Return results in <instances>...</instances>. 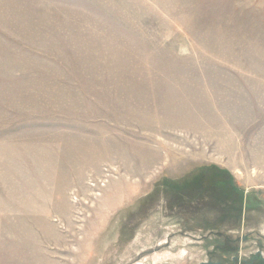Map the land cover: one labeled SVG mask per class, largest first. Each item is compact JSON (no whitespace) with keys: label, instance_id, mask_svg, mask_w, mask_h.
I'll return each instance as SVG.
<instances>
[{"label":"rangeland","instance_id":"374dc122","mask_svg":"<svg viewBox=\"0 0 264 264\" xmlns=\"http://www.w3.org/2000/svg\"><path fill=\"white\" fill-rule=\"evenodd\" d=\"M258 251L264 0H0V264Z\"/></svg>","mask_w":264,"mask_h":264},{"label":"trees","instance_id":"16d2710c","mask_svg":"<svg viewBox=\"0 0 264 264\" xmlns=\"http://www.w3.org/2000/svg\"><path fill=\"white\" fill-rule=\"evenodd\" d=\"M221 251V254H226V258H228V255L230 257V259L234 261H238V255H237V251L234 253L232 249H226V250H220ZM215 253L218 252V251H214ZM220 254V256H221ZM243 264H264V259L259 257V256H256V255H252L249 259H245V261L242 262ZM204 264H221L220 262H214L213 260H210L209 262L207 263H204ZM241 264V263H240Z\"/></svg>","mask_w":264,"mask_h":264},{"label":"flooded vegetation","instance_id":"af4514ba","mask_svg":"<svg viewBox=\"0 0 264 264\" xmlns=\"http://www.w3.org/2000/svg\"><path fill=\"white\" fill-rule=\"evenodd\" d=\"M253 255H256V256H259V257H261V255H260V252L258 251V252H256L255 254H253ZM262 258V257H261ZM242 261H245V259H241V261L239 262V263H241Z\"/></svg>","mask_w":264,"mask_h":264}]
</instances>
